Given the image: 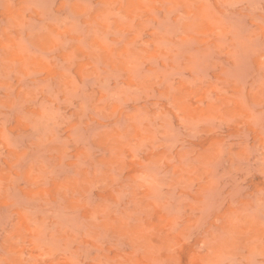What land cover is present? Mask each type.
<instances>
[{
	"label": "rangeland",
	"instance_id": "obj_1",
	"mask_svg": "<svg viewBox=\"0 0 264 264\" xmlns=\"http://www.w3.org/2000/svg\"><path fill=\"white\" fill-rule=\"evenodd\" d=\"M0 264H264V0H0Z\"/></svg>",
	"mask_w": 264,
	"mask_h": 264
}]
</instances>
